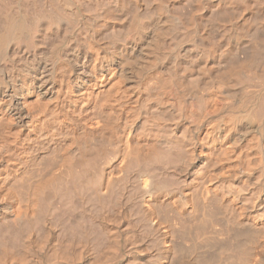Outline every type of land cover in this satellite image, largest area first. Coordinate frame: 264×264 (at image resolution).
<instances>
[{"label":"bare ground","instance_id":"obj_1","mask_svg":"<svg viewBox=\"0 0 264 264\" xmlns=\"http://www.w3.org/2000/svg\"><path fill=\"white\" fill-rule=\"evenodd\" d=\"M0 264H264V0H0Z\"/></svg>","mask_w":264,"mask_h":264},{"label":"rangeland","instance_id":"obj_2","mask_svg":"<svg viewBox=\"0 0 264 264\" xmlns=\"http://www.w3.org/2000/svg\"><path fill=\"white\" fill-rule=\"evenodd\" d=\"M188 2H189V1H188ZM190 2H191V1H190ZM211 10H212V12H210ZM211 10L207 13V14H208L209 21H206V20H208V19L205 18V16H204V19H205L206 22L212 24V25L210 26V28H214V27H212V26H213V24H215V23H214V22H215V19H216L215 17H216V16H221V15H216V16H215V14L218 13L217 10H216V11H215V9H211ZM214 12H215V13H214ZM219 12H220V11H219ZM210 13H211V14L213 13L212 16H215V17H214L215 19L211 16ZM207 14H206V17H207ZM209 14H210V16L214 19V22H210V21H211V20H210L211 17L209 16ZM218 14H219V13H218ZM220 14L223 15L224 13H223V12H220ZM224 15H225V14H224ZM224 15H223V16H224ZM221 17H222V16H221ZM219 19H220V18H219ZM222 19H223V17H222L220 20H222ZM216 20H218V18H217ZM220 20H219V22H221ZM212 21H213V20H212ZM209 25H210V24H209ZM209 25H208V26H209Z\"/></svg>","mask_w":264,"mask_h":264}]
</instances>
